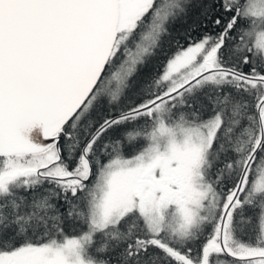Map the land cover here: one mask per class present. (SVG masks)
I'll return each instance as SVG.
<instances>
[{"label":"snow or ice","instance_id":"6c2138e0","mask_svg":"<svg viewBox=\"0 0 264 264\" xmlns=\"http://www.w3.org/2000/svg\"><path fill=\"white\" fill-rule=\"evenodd\" d=\"M0 264H264V0H0Z\"/></svg>","mask_w":264,"mask_h":264}]
</instances>
